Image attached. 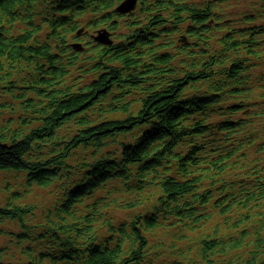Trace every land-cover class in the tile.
I'll return each mask as SVG.
<instances>
[{
  "label": "trees",
  "instance_id": "trees-1",
  "mask_svg": "<svg viewBox=\"0 0 264 264\" xmlns=\"http://www.w3.org/2000/svg\"><path fill=\"white\" fill-rule=\"evenodd\" d=\"M241 1L137 0L128 15L117 5L88 19L90 10L108 6L105 0H0V115L10 116L0 122V173L22 175L26 190L58 191L41 226L31 223L35 208L20 204L22 194L7 184L0 237L9 242L0 246V264H117L110 258L127 242L102 255L98 246L76 247L61 230L81 236L100 227L96 221L106 214L99 206L83 215L93 193L145 201L152 192L142 189L160 170L177 219L165 212L146 220L136 251L174 247L175 258L165 255L160 264H264V5L250 0L249 12H234L231 5ZM138 12L143 19L130 23L113 18ZM105 22L125 29L127 43L113 41ZM102 30L111 45L93 40ZM85 55L90 67L74 68ZM145 132L152 136L138 158L128 159L125 151ZM117 136L124 137L118 150L108 146ZM102 162L110 174L92 188L72 196L83 187L74 182L63 190L68 195L61 192L65 175L82 166L92 179ZM113 211L109 220L122 213ZM181 219L177 234L172 224ZM6 224L20 231L7 232ZM132 259L142 264V255Z\"/></svg>",
  "mask_w": 264,
  "mask_h": 264
},
{
  "label": "clouds",
  "instance_id": "clouds-1",
  "mask_svg": "<svg viewBox=\"0 0 264 264\" xmlns=\"http://www.w3.org/2000/svg\"><path fill=\"white\" fill-rule=\"evenodd\" d=\"M122 0H105V3L108 5L105 8H102L99 12H91L88 15V19H93L99 15L103 14V11H111L112 8H115L119 5ZM250 2V0H249ZM177 6H181L184 4H189L193 6H211L212 0H176ZM261 5H264V0H258V3L254 5L256 8H260ZM232 7H238V4H232ZM213 11H220L222 10L221 6H215L212 8ZM113 18L117 19L121 23H130L131 19L138 18L143 19V16L137 13V17H121L118 16L116 13H113ZM86 23V21H84ZM101 26L103 27H110V30L113 32L112 39L117 44L120 43L121 40H124L127 43V38L129 33L119 27V26H112L110 22H105ZM75 27V26H74ZM11 34V33H10ZM94 34V30H93ZM90 57L85 55L81 57L76 63L73 65L74 68L80 66V64H84V66L90 67L89 64ZM150 117L149 115H143V120H148ZM136 123H141V120H137ZM159 127V125H157ZM143 129H141L142 131ZM152 136L151 132L144 133V140L140 142L139 145L135 147L127 148L125 151V156L128 159L138 158L137 153L140 148H142ZM124 137L117 136L114 137L112 141L109 142V147L115 144L117 146ZM156 146H153L152 150H155ZM150 154V153H149ZM32 159L39 160L40 157L38 155L34 156ZM124 160L119 161V166L122 167ZM38 166V165H37ZM109 167V164L106 162H102L96 165V168L91 173L92 179H88L87 175L83 172V167L76 169L75 174H68L65 175L63 180L58 181V187L60 188L61 192L63 193L64 189L69 188V185L76 183H81L83 187L74 189L70 192V195L75 196L77 192L83 191L84 188H92L94 185L97 184L98 181L104 179L105 176L109 175L110 173L103 171ZM155 179H152V176H149V179L152 180L150 188L142 189V191H151L152 196L149 200L143 201L139 195H135V199L128 200V199H116L114 202L110 200H105L104 197L107 195L106 190H102L99 195L93 193V199L88 200L89 207L84 210L83 215H88L89 213H93V207L99 206L100 209L106 214L105 216L98 217L96 223L100 224L99 228H91L86 232L82 233L81 236H76L73 232H69L68 230L64 229L61 230L64 239L70 240L72 244H75L76 247L84 249L88 248L91 244L94 247L98 246L99 252L104 255V250L106 247H111V249H115L117 247V243L124 244L127 242V245L121 249V251L117 252L114 256L110 259L114 260L119 264L120 260L128 258V264H134V260L132 259L135 256V259H141V255L143 257L142 264H160V261L164 259L165 255H171L172 258H175V248H167V252L163 251L160 248H143L140 251H136L139 247V241L144 238L146 235V224L145 221H152L156 216H160L163 218L164 213L167 212L171 216V220H176L175 217V210L176 205L173 204L171 201L168 200V195L164 191L163 188L160 187L161 182L164 179H167L166 174L163 173V170L156 172L153 174ZM79 177V179H77ZM84 181H87L84 183ZM135 187H139V184H136ZM64 195H68V193H63ZM162 197V198H161ZM93 200H95V205H93ZM63 202V201H61ZM71 203V201H69ZM107 205L105 207L104 205ZM59 207V204H55L53 206V217L55 214L56 209ZM119 208L120 211L123 213L122 216L117 217L115 219L109 220L108 217H114L115 213L113 209ZM95 215V213H93ZM182 223L183 220L181 219V223H173L172 228L175 230V233L182 234ZM110 225H114L111 231L108 230ZM83 227V225H80ZM59 228V225H56ZM133 227L137 228L138 231L134 232L132 229ZM50 235V234H47ZM111 237V239H109ZM55 239V237H53ZM40 243V241H37ZM71 245H69L70 247ZM179 246V245H177ZM167 247V246H165ZM91 250V249H89ZM155 253V255L153 254ZM257 253L254 251L252 256H256ZM84 259L87 258V254L83 257ZM259 259L264 260V250H261L259 253Z\"/></svg>",
  "mask_w": 264,
  "mask_h": 264
},
{
  "label": "rangeland",
  "instance_id": "rangeland-1",
  "mask_svg": "<svg viewBox=\"0 0 264 264\" xmlns=\"http://www.w3.org/2000/svg\"><path fill=\"white\" fill-rule=\"evenodd\" d=\"M250 5L251 1L242 0L240 3H238V7H233L234 12H249L250 11ZM1 112V111H0ZM10 116L8 114L0 115V122L2 118H9ZM8 184V187L11 190L18 189L19 192L22 194V201H20V204L22 205H32L35 208V217L31 223L35 225H43L44 223V216L46 215L47 211L50 209L52 204L54 203V200L56 198V195H58L57 188L55 186H52L47 189H40L37 187L32 188L31 190H26L24 188V180L22 175H15V174H5L0 173V204L4 205L6 198H8L7 193L5 192V188ZM145 198L149 200L151 198L150 194H146ZM123 213H118L117 217L122 216ZM34 226V225H33ZM5 229L7 232L11 233H17L19 232V227L15 224H6ZM35 231V230H32ZM9 242V238L6 236L0 237V246L6 247L7 243ZM17 258V257H16Z\"/></svg>",
  "mask_w": 264,
  "mask_h": 264
},
{
  "label": "water",
  "instance_id": "water-1",
  "mask_svg": "<svg viewBox=\"0 0 264 264\" xmlns=\"http://www.w3.org/2000/svg\"><path fill=\"white\" fill-rule=\"evenodd\" d=\"M136 6L137 0H124L118 5L116 12L121 15H128L136 9ZM93 40L103 46H109L112 43L110 35L105 30L98 31Z\"/></svg>",
  "mask_w": 264,
  "mask_h": 264
}]
</instances>
